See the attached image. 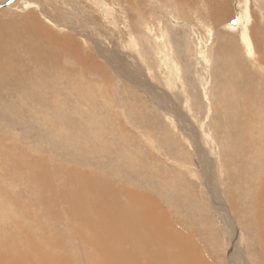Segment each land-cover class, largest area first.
Returning a JSON list of instances; mask_svg holds the SVG:
<instances>
[{
    "label": "rangeland",
    "instance_id": "374dc122",
    "mask_svg": "<svg viewBox=\"0 0 264 264\" xmlns=\"http://www.w3.org/2000/svg\"><path fill=\"white\" fill-rule=\"evenodd\" d=\"M27 15L71 38L88 63L65 56L59 81L27 84L12 99L15 124L0 120V242L42 245L56 257L91 246V225L70 219L65 203L42 205L37 176L47 165L147 194L209 264H259L250 210L264 170L251 189L246 177L264 153V127L252 121L262 107L243 103L264 96V55L255 46L264 37V0H0L1 23ZM224 41L243 73L229 86L217 54ZM242 76L262 92L246 94ZM235 127L244 141H231ZM64 181L52 179L58 190Z\"/></svg>",
    "mask_w": 264,
    "mask_h": 264
},
{
    "label": "bare ground",
    "instance_id": "6f19581e",
    "mask_svg": "<svg viewBox=\"0 0 264 264\" xmlns=\"http://www.w3.org/2000/svg\"><path fill=\"white\" fill-rule=\"evenodd\" d=\"M213 18L220 19L215 14H213ZM22 20L23 23H21ZM20 23L21 26H19ZM260 36L259 38H261ZM255 37L258 38L257 35ZM259 40L261 41H254L255 46L264 55V37ZM226 42L228 41H224L217 54L221 59L224 73L222 80H225V84L228 83L229 86L231 80L243 73L240 70L241 65L236 49L230 50L232 43L231 41V44ZM74 45L75 43L71 38L51 32L31 15H27L26 19L21 18L20 21L15 19L12 22L0 24V120L7 118L6 124L11 126L15 124L13 123L14 118H10L9 114L12 115L15 112L14 109L18 106V102L15 103L12 99L24 96V94L19 93L24 92L27 84L37 85L40 79H47L48 76L59 81V67H61V59H64L65 56L77 64L88 63L84 62L79 47ZM25 57L30 65L25 63ZM260 59L264 64V57ZM94 65L93 68L98 73L105 75L101 66ZM241 82L242 84L245 83L246 94L262 92L261 86H258L257 89L253 81L246 76L241 77ZM16 84L20 85H17L18 89L15 87V90L14 85ZM20 87H22L21 90ZM35 87L37 88V86ZM2 89L8 93L1 94ZM229 90L231 89L225 88L226 92ZM234 90L239 92L233 89L231 94ZM233 104L235 109L240 110L241 104L237 101ZM254 105L262 107V110L254 113L252 121L259 127H264V96L262 95L260 98L254 96L243 103L244 107ZM234 124L236 126V122ZM237 126L239 125L237 124ZM233 131L234 137L232 136L231 139L233 143L244 141L238 127H235ZM253 140L255 139L253 138ZM56 146L55 148L58 147ZM238 153L234 155L239 156ZM6 154L8 153L4 155ZM78 154L81 159L88 158V155L85 157L82 152H78ZM239 157L242 158V161L246 158L241 154ZM27 159H29L28 162H34L35 165L43 162L38 157L31 158L28 156ZM252 159H254L253 165L256 168V174H251V177L246 175V184L250 186L249 189L253 187L259 173L264 170V153L259 152ZM25 164L27 163L25 162ZM48 169L46 165L37 176V182L40 179L44 181L38 189L42 205L50 206L59 202L65 203L67 205L65 212L70 219L80 222L81 226L83 222L87 226L91 225L88 231L90 232L89 242L91 246L79 256H76L75 250L71 249L70 255L61 256L60 254L56 257L48 251H44L42 245L36 247L29 242L8 239L0 242V264H82L81 260L85 264H209L208 261L200 258L197 254L198 250L186 232L180 231L179 225H173L168 218L173 227L164 222L166 220L164 213L160 212L155 200L148 197L147 194L136 193V191L126 190L123 187L111 188L106 178L90 177L87 173H80L75 169V172L70 173L69 176H64L60 172L57 173L58 170L51 173ZM244 171L246 169L242 167L241 172L245 173ZM57 176L65 180L59 190L52 182V179ZM260 184V195L256 204L252 201V209L250 210L254 218L256 217V221L253 220V224L250 226L259 232V256L261 257L259 264H264V181H261ZM241 192L246 193L245 196L250 198L248 191L241 189ZM43 196L47 197L44 198Z\"/></svg>",
    "mask_w": 264,
    "mask_h": 264
}]
</instances>
